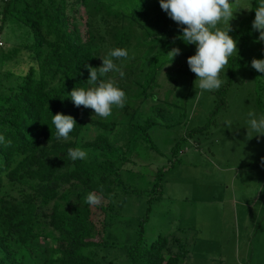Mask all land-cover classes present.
Returning <instances> with one entry per match:
<instances>
[{
	"label": "trees",
	"instance_id": "1",
	"mask_svg": "<svg viewBox=\"0 0 264 264\" xmlns=\"http://www.w3.org/2000/svg\"><path fill=\"white\" fill-rule=\"evenodd\" d=\"M78 3L86 10L85 32ZM0 17V33L11 21L33 35L30 45L4 50L2 56L6 70L0 72V135L5 137L0 143V264H114L117 258L107 261L98 251L108 247L114 201L123 191L125 196L139 193L122 178L123 168L134 163L135 144L155 148L151 131L164 120V107L157 110L161 114L152 110L150 115L142 107L148 100L157 102L153 97L164 68L192 53L181 39L174 40L181 27L174 30L159 0H2ZM135 40L138 48L133 46ZM117 47L129 52L127 59L114 61L125 76L109 73L106 78L125 91L127 100L122 109L101 119L90 108L76 107L69 93L88 86L86 64L101 66L100 57ZM173 47L180 53L171 61L166 53ZM254 58L264 59V53ZM252 59L231 60L239 64L216 91L219 103L209 121L187 136L212 127L239 70L255 74L256 104L264 111V73L251 67ZM165 101L172 108L167 97ZM57 112L77 122L67 140L55 136L51 116ZM186 117L183 112L182 118ZM88 127L100 129L83 144L90 155L70 160L68 149L82 147L78 139ZM120 133L125 142L118 145ZM9 140L11 145L6 146ZM180 145L172 149L173 156ZM164 173L158 171L152 190L162 188ZM89 192L102 197L100 205L85 203ZM150 211L148 207L137 239L127 247L128 264H183L190 252L181 237L167 234L151 243L146 240L143 226ZM43 240L52 244L43 248Z\"/></svg>",
	"mask_w": 264,
	"mask_h": 264
},
{
	"label": "rangeland",
	"instance_id": "2",
	"mask_svg": "<svg viewBox=\"0 0 264 264\" xmlns=\"http://www.w3.org/2000/svg\"><path fill=\"white\" fill-rule=\"evenodd\" d=\"M256 3L257 0H240L241 10L230 21L229 34L238 42V55L230 59L221 73L225 81L222 87L229 81L231 68L239 64L232 59L248 63L264 53V41H259V32L252 29L255 11L242 9H254ZM76 7L85 32L86 10L80 3ZM154 17L155 13L151 17L153 22ZM172 24L177 30L173 20ZM32 42L33 35L26 26L8 21L0 33V72L6 70L2 64L4 50ZM133 46L139 47L136 40ZM188 46L194 55L195 45ZM187 58L183 55L180 61L164 68L156 90L157 102L148 100L142 107L145 115L152 110V114L162 112L164 120L151 131L155 148L144 142L136 143L134 163L122 170L126 184L139 193L125 196L123 191L114 201L117 206L114 205L106 236L108 247L114 248L100 249L99 257L105 255L107 261L117 258L114 264H128L127 247L137 239L141 221L151 207L150 218L143 226L146 240L151 243L167 234L181 237L190 252L183 264H264V135L250 129L247 135L248 112L254 111L257 117L264 115L256 104L255 74L239 70L225 96L226 106L219 110L215 123L207 131L189 137L190 130L209 121L219 97L214 91L195 98L196 76L190 71ZM166 97L173 103L172 108L166 107ZM160 106L165 111L159 113ZM183 112L187 113L186 118H182ZM226 120L232 121V128L225 126ZM99 132L98 128L88 127L78 139L87 156L90 152L83 144ZM117 138L118 145L125 142L121 133ZM179 142L180 152L175 157L172 149ZM160 169L165 171L163 186L152 190ZM51 244L43 240L41 246L47 248Z\"/></svg>",
	"mask_w": 264,
	"mask_h": 264
},
{
	"label": "clouds",
	"instance_id": "3",
	"mask_svg": "<svg viewBox=\"0 0 264 264\" xmlns=\"http://www.w3.org/2000/svg\"><path fill=\"white\" fill-rule=\"evenodd\" d=\"M159 4L168 17L181 27V34L174 40L181 39L187 45H195V54L187 58L188 67L196 76L194 87L198 91L195 98L198 99L204 92L219 90L225 83L221 79V73L227 69L230 59L238 55V42L229 33L232 31L230 21L241 10L240 0H159ZM242 9L255 11L252 29L259 32L258 40L264 41V0H257L254 9ZM179 53L180 49L173 47L166 55L172 61ZM128 56L127 49L117 47L100 57L101 66L86 64L89 72L86 81L88 86L72 89L69 96L73 104L92 109L94 115L101 119L111 117L114 109H122L127 100L126 93L113 79L106 77L109 73H118L123 78L124 71L114 61L127 59ZM251 67L264 73V59L253 58ZM156 99L157 97H153V100ZM247 115V135L250 134L249 129L257 135H264V115L257 117L254 111H249ZM224 123L232 128L231 120ZM51 124L55 128L56 138L67 140L77 122L73 116L57 112L52 114ZM0 143H5L3 135H0ZM10 145L9 140L6 146ZM67 155L72 161L83 160L87 157V151L80 147L69 148ZM101 200L102 197L95 192H89L85 197V203L89 206H98Z\"/></svg>",
	"mask_w": 264,
	"mask_h": 264
}]
</instances>
